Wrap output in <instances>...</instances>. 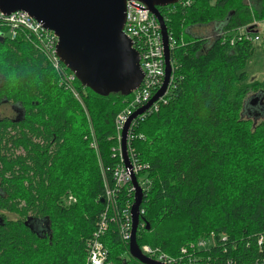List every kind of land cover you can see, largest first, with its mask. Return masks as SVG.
<instances>
[{
    "label": "trees",
    "instance_id": "obj_1",
    "mask_svg": "<svg viewBox=\"0 0 264 264\" xmlns=\"http://www.w3.org/2000/svg\"><path fill=\"white\" fill-rule=\"evenodd\" d=\"M159 10L176 41L173 79L159 109L137 117L130 130V154L143 167L138 177L148 180L139 215L149 229L137 231V242L177 255L214 232L218 245L203 252L210 264H260L264 116L256 118L248 101L264 95V79L246 71L255 44L231 46L191 28L215 24L216 34L262 19L264 0H193ZM7 33L0 22V110L9 104L20 114L0 111V264H86L102 213L114 214L103 171L114 188L113 171L124 163L115 119L134 91L100 94L75 78L77 98L25 33ZM69 189L76 203L66 202ZM127 190H118L120 206ZM30 219L45 220L47 231L32 230ZM112 223L103 239L109 261L130 264V241Z\"/></svg>",
    "mask_w": 264,
    "mask_h": 264
},
{
    "label": "water",
    "instance_id": "obj_2",
    "mask_svg": "<svg viewBox=\"0 0 264 264\" xmlns=\"http://www.w3.org/2000/svg\"><path fill=\"white\" fill-rule=\"evenodd\" d=\"M128 0H0V10L9 14L22 10L28 12L44 27L54 31L58 37L56 47L60 60L77 76L82 85L100 94L113 91L131 93L139 87L144 71L140 64V54L125 35ZM158 19L164 40L165 77L159 90L150 101L137 109L126 122L121 133V147L124 163L130 166L127 135L132 119L142 114L162 97L169 88L173 68L168 40V29L159 7L178 3L180 0H138ZM0 41L4 37L0 35ZM256 118L263 116L264 95H252L249 99ZM136 188L135 201L131 208L133 226L129 243V254L143 264H163L142 254L137 242L140 221L139 206L143 192L132 176ZM36 219L26 221L38 233L45 226ZM45 221V220H44ZM149 229V224H146Z\"/></svg>",
    "mask_w": 264,
    "mask_h": 264
},
{
    "label": "built area",
    "instance_id": "obj_3",
    "mask_svg": "<svg viewBox=\"0 0 264 264\" xmlns=\"http://www.w3.org/2000/svg\"><path fill=\"white\" fill-rule=\"evenodd\" d=\"M192 1L193 0H180L178 3L189 5ZM0 22L8 28V34L11 35V38L20 36L21 31L25 33L26 38L32 40L37 49L46 56L52 66L57 70L60 83L65 84L67 88L72 90L76 97L79 98L73 86V81L77 76L58 57L56 51L58 37L54 31L44 27L43 23L37 21L28 12L22 10L14 11L9 14L0 10ZM261 22L262 21L254 19L251 23L233 29L223 30L220 33L208 36V38L220 37L221 41H227L231 46L244 41L255 44L261 40ZM123 31L131 40L133 47L140 54V64L144 71V78L139 87L134 90L132 100L118 113L115 119L118 152L122 157V161H124V158L121 147V133L126 122L139 107L145 105L152 98L161 87L165 77V53L161 25L156 16L142 2L138 0L127 1L126 21ZM168 40L171 51V49L175 47L176 41L169 30ZM165 94L160 97L158 101L163 100ZM152 108L157 110V102H154L151 107L142 114L136 116L130 122L127 145L131 165L126 166L125 163H123L121 166L116 167L114 171L116 180L114 188L109 184L106 174L103 171L106 196L112 204L114 214L108 217L106 213H102L98 228L93 232V236L87 244L88 253L86 264H110L109 249L105 245L103 239L108 233L109 226L112 223L111 221H113L112 224L118 228V235L122 241L129 242L131 240L133 226L131 208L135 200L136 191L132 183V176L135 175L137 177L138 184L142 191L147 188L148 180L145 177H138L143 167L137 164L130 154V130L135 123V119L139 116H144L149 111L151 112ZM91 146L95 150L98 149L95 140L91 142ZM125 186H127L128 189L127 199H125L123 205L120 206L118 190ZM131 195L133 199L132 202L129 199ZM142 212L143 210L140 211V213ZM145 225L146 223L144 221H139L138 230L144 228ZM221 238V240L224 241L227 236L223 234ZM217 245L218 239H216L215 233L212 232L205 237H201L196 241L182 246L179 254L176 256L169 255L159 248L147 244L139 245V248L143 255L163 264H210L211 256L205 255L203 252H208ZM260 264H264V260L260 262Z\"/></svg>",
    "mask_w": 264,
    "mask_h": 264
},
{
    "label": "rangeland",
    "instance_id": "obj_4",
    "mask_svg": "<svg viewBox=\"0 0 264 264\" xmlns=\"http://www.w3.org/2000/svg\"><path fill=\"white\" fill-rule=\"evenodd\" d=\"M247 4H251V2L253 3V1L255 0H245ZM254 20V19H253ZM256 20L258 21H262L260 24V34H261V40L255 43V51L253 56L251 57V60L248 62L247 66H246V71L248 72L249 75H251V77H257L259 79H264V18L262 19H258L256 18ZM215 24H209L208 26H194L191 28L192 32L195 33L196 35H202V36H212L214 34V29H215ZM6 36L9 37L8 34H6ZM83 109H84V113L87 117L88 120V128H93V124L91 122V118L89 116L88 110L85 106L84 103L81 104ZM14 110L10 105H4L1 108V115H7V116H11L14 117ZM262 115L264 116V112L262 113ZM127 140H128V135H127ZM93 150L96 152V150L93 148ZM124 158V157H123ZM66 202L69 203H76L79 199L78 197L74 194V192L69 189L66 192ZM9 219H15L17 218V215H8ZM128 258H130V256H128ZM110 264H114L112 261H110Z\"/></svg>",
    "mask_w": 264,
    "mask_h": 264
},
{
    "label": "flooded vegetation",
    "instance_id": "obj_5",
    "mask_svg": "<svg viewBox=\"0 0 264 264\" xmlns=\"http://www.w3.org/2000/svg\"><path fill=\"white\" fill-rule=\"evenodd\" d=\"M4 105H9V104H4ZM4 105H2V106H4ZM2 106H1V108H2ZM13 110H14V117L15 116H18L19 114H20V111L18 110V109H14L13 108ZM1 111V110H0ZM3 116H7V115H3ZM7 117H11V116H7ZM39 222H41L42 224H41V226H44V223H45V221L44 220H37L36 221V223L37 224H39ZM47 231V229H45V230H40V232H39V234H44L45 232ZM129 252V251H128ZM130 255V254H129ZM129 259V258H128ZM130 264H143V263H141L140 261H138V260H136L135 258H133L131 255H130ZM123 264H128L127 263V259L125 258L124 259V262H123Z\"/></svg>",
    "mask_w": 264,
    "mask_h": 264
},
{
    "label": "bare ground",
    "instance_id": "obj_6",
    "mask_svg": "<svg viewBox=\"0 0 264 264\" xmlns=\"http://www.w3.org/2000/svg\"><path fill=\"white\" fill-rule=\"evenodd\" d=\"M165 20V19H164ZM6 32H7V30H6ZM8 34V33H7ZM34 47V46H33ZM39 51V50H38ZM40 53V52H39ZM168 92V91H167ZM130 94V93H129ZM167 94V93H166ZM166 100V99H165ZM163 101V100H162ZM149 102V101H148ZM142 107V106H141ZM159 109V108H158ZM153 110V109H152ZM151 110V111H152ZM138 119V118H137ZM135 124V123H134ZM119 153V152H118ZM124 162V161H123ZM120 165V164H119ZM106 172V171H105ZM114 172V171H113ZM107 175V174H106ZM108 177V176H107ZM104 183V182H103ZM111 184H112V182H110ZM145 191V190H144ZM120 203V202H119ZM122 205H123V203H122ZM140 216V215H139ZM112 222V221H111ZM130 243V242H129ZM160 249V248H159ZM166 253V252H165ZM168 254V253H167ZM176 256V255H175Z\"/></svg>",
    "mask_w": 264,
    "mask_h": 264
}]
</instances>
